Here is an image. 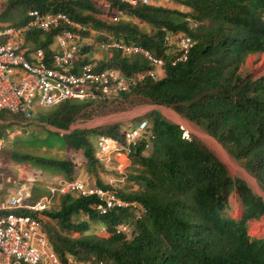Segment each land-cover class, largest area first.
Masks as SVG:
<instances>
[{
	"label": "trees",
	"instance_id": "16d2710c",
	"mask_svg": "<svg viewBox=\"0 0 264 264\" xmlns=\"http://www.w3.org/2000/svg\"><path fill=\"white\" fill-rule=\"evenodd\" d=\"M112 1L128 18H136L149 30L128 19L112 23L110 11L100 3L97 7L94 0H4L0 15L8 16L13 25L24 23L30 8L61 10L75 20H90L93 27L104 29L107 35H102L103 39L139 44L165 61L158 79L145 75L111 98L62 101L39 113V119L68 131L77 118L103 114L107 101L114 104V112L143 104L168 107L214 138L264 192V74L240 69L249 54L264 51V0H169L184 10L156 2L132 7ZM187 16L196 21L195 26L186 21ZM179 30L192 38L193 45L186 60L171 64L173 55L163 45V36ZM53 35V31L30 29L23 37L48 55ZM90 48L82 45L83 60L92 59ZM110 51L106 58L93 59L98 69L111 67L131 76L151 68L141 55ZM6 114L15 117L0 112V119ZM143 119L148 121L147 130L127 153L126 188H117V194L135 200V206L99 214L93 207L98 201L95 195L69 191L55 196L58 203L53 205L54 199L40 212L15 211L39 220L62 264H74L71 259L81 264H95L92 259H102L105 264H264V235L251 237L246 228L249 220L264 215V198L233 175L196 136L183 137L180 125L165 118L159 109L127 122L76 128L61 135L65 145L82 150L87 171L97 184L104 185L99 175L101 164L88 137L105 134L123 142V132ZM9 155L18 161L56 166L68 175L67 180L72 179V164L65 158ZM232 193L242 205L238 218L225 212ZM41 195H30L26 202ZM5 212L0 210V214ZM90 224L103 231L88 232ZM122 225L131 226L130 230H120Z\"/></svg>",
	"mask_w": 264,
	"mask_h": 264
},
{
	"label": "built area",
	"instance_id": "2783aa9c",
	"mask_svg": "<svg viewBox=\"0 0 264 264\" xmlns=\"http://www.w3.org/2000/svg\"><path fill=\"white\" fill-rule=\"evenodd\" d=\"M104 10L110 11V18L118 22L126 15L125 11L113 4L112 0H98ZM128 6H136L149 0H116ZM4 0H0V7ZM86 26L83 22L71 19L59 10H26V20L21 25L0 23V112L29 117L34 105L50 106L68 99L95 100L114 97L126 91L132 84L148 75L158 77L155 69L162 68L164 58L155 56L142 46L121 39H103L98 43L102 50H119L125 54L142 53L149 64L144 75L124 76L115 68L98 69L93 59L83 60L81 51V32ZM30 29L41 32L53 31L50 51L46 55L42 47L27 49L21 36ZM177 48L171 57L175 64L187 58L192 46L191 38L177 33ZM167 45L170 38L165 37ZM146 121L124 131L125 145L117 144L107 135H98L95 154L106 165L111 162V152L130 151L146 128ZM115 142V143H114ZM126 164L117 162L114 169L124 173ZM78 192L80 195H95L98 199L94 207L99 214L111 208L136 205L135 200H126L117 194L110 179L105 186L92 182L85 184L81 179L62 181L50 187V193L32 203L28 191H17L7 201L0 203V264H61L57 253L49 246L39 220L30 213L16 212V209L40 211L46 208L55 195L65 192ZM95 264H105L99 260Z\"/></svg>",
	"mask_w": 264,
	"mask_h": 264
},
{
	"label": "rangeland",
	"instance_id": "374dc122",
	"mask_svg": "<svg viewBox=\"0 0 264 264\" xmlns=\"http://www.w3.org/2000/svg\"><path fill=\"white\" fill-rule=\"evenodd\" d=\"M160 2V0H156ZM94 3L99 7L98 0H94ZM169 7H176L180 10H184L185 7L175 4V3H164ZM0 7V12H1ZM130 20L135 25L143 28L144 30H149V26L143 24L136 18L123 17L122 20ZM8 16L0 15V23H12ZM111 21V20H109ZM86 23L85 31L81 39V45L90 46V57L92 59L99 60L101 58H106L110 56V50H102L98 43L103 40L102 35H107L104 29L95 28L92 26L90 20H83ZM169 55H174L175 51L170 47ZM240 69L242 72H252L253 75L264 74V52L249 54L244 63L241 65ZM158 75H163V70H157ZM108 106L105 108L106 111L101 115L91 116L88 118L80 119V124L77 128H91L106 122H116V121H129L137 116H140L149 108L156 107L162 112V115L170 121L176 122L166 113L167 107L160 105H137L133 108L123 110V111H112L111 102H108ZM49 107H45L38 104L34 99L33 113L32 115L24 119L21 116H10L5 115L4 119H0V124L5 125L4 129L0 126V196L1 200L6 201L13 191H23L29 190L30 195L39 196L47 194L48 187L52 184L58 182L60 179H68V175L60 172L59 168L56 166L50 167L48 165H43L33 162H25L15 160L10 153H19L20 155H32L35 157H53V158H65L71 162V172L69 173L71 178H82L85 181L90 182L95 180V177L86 169V158L83 155L82 150L74 149L65 145L63 137L60 133L47 128L44 125H38V114L41 112H46ZM36 109H41L40 111H35ZM171 110V109H170ZM173 111V110H172ZM148 112V111H147ZM174 112V111H173ZM140 113V114H139ZM146 113V112H145ZM182 119V118H181ZM35 122H31V121ZM186 125L179 123L183 129V137L188 138L189 134H193L199 140H201L205 145H207L229 168L233 175H236L244 179L248 185L252 188L254 192L261 194L264 197V192L258 186L256 180L247 173V171L235 162L224 149L211 137L203 132L200 128L187 120L182 119ZM76 129V128H75ZM64 134V133H62ZM200 134V135H199ZM204 134V135H203ZM208 137V138H207ZM88 139L93 143L95 142V137L89 136ZM210 140V141H209ZM215 144L227 158L222 156L220 151L213 146ZM230 161V162H229ZM101 167H99L100 179L106 183L111 179L114 183L115 188L118 187L126 188V176L120 175L116 170H114L113 165L109 161L106 165L101 161ZM127 164V162H126ZM127 167V166H126ZM46 192V193H45ZM41 195V196H42ZM40 196V197H41ZM57 198L54 200V204H57ZM229 205L225 209V212L234 218H238L242 213V205L240 203L239 197L234 193L229 196ZM51 204V205H52ZM131 226L122 225L120 230L128 232ZM247 233L251 237H261L264 235V215L257 220H249L247 222ZM88 232L100 233L103 228H94L90 224ZM78 233H74L77 235Z\"/></svg>",
	"mask_w": 264,
	"mask_h": 264
},
{
	"label": "clouds",
	"instance_id": "9594fccd",
	"mask_svg": "<svg viewBox=\"0 0 264 264\" xmlns=\"http://www.w3.org/2000/svg\"><path fill=\"white\" fill-rule=\"evenodd\" d=\"M99 2V1H98ZM151 2H156V3H160V4H164V3H169V0H160V2H157L156 0H149V2H147V3H144V4H148V3H151ZM126 5V4H125ZM125 17H128L127 16V14L125 15ZM71 18V17H70ZM71 19H73V18H71ZM123 19V17L121 18V20ZM186 19V21L188 22V23H190L191 25H193V26H195L196 25V21L195 20H193L191 17H186L185 18ZM75 20V19H74ZM110 20H111V18H110ZM77 21H79V20H77ZM111 22L112 23H116V22H113L112 20H111ZM119 22V21H118ZM11 24V23H10ZM86 23H84V25H85ZM86 26V25H85ZM177 33H184V34H186L185 32H183V31H181V30H179V31H176V32H172V31H168L167 33H165L164 34V36H163V45L164 46H166V48L169 50V48L171 47L172 49H173V51H174V49H176L177 48V38H176V34ZM187 35V34H186ZM83 36V35H82ZM166 36H168L169 38H170V43L167 45V43H166V41H165V37ZM190 37V36H189ZM107 38H110V39H113V38H111V37H107ZM107 38H105V39H107ZM191 38V37H190ZM103 39V38H102ZM118 40V39H117ZM122 40V39H121ZM191 41H192V45H193V40H192V38H191ZM128 42V41H127ZM82 43V42H81ZM139 45V44H138ZM141 46V45H140ZM51 48V47H50ZM50 48L48 49L49 51H50ZM81 48H82V45H81ZM144 48V47H143ZM191 48V47H190ZM145 49V48H144ZM150 51V50H149ZM170 51V50H169ZM189 51H190V49H189ZM151 53H153L152 51H150ZM142 54V53H141ZM154 55H155V53H153ZM129 55H132V54H129ZM188 55H189V53H188ZM188 55H187V57H188ZM156 56V55H155ZM159 57H162V56H159ZM187 59V58H186ZM185 59V60H186ZM184 61V60H183ZM147 62V61H146ZM179 62H181V61H179ZM148 64V63H147ZM172 64V63H171ZM149 65V64H148ZM97 66V65H96ZM107 68H110V67H107ZM152 68V67H151ZM103 69V68H102ZM157 70H160V71H162L163 70V67L162 68H157V69H155V71H156V73H157ZM147 71V70H146ZM145 71V72H146ZM145 72H140V73H138V74H141V75H144L145 74ZM121 73V72H120ZM122 74V73H121ZM138 74H136V75H131V76H137ZM157 75H158V73H157ZM125 76V75H124ZM145 76V75H144ZM148 76V75H147ZM162 75H158V77L157 78H155V79H158V78H160ZM128 77V76H127ZM150 77V76H149ZM144 78V77H143ZM151 78V77H150ZM153 79V78H152ZM142 80V79H141ZM140 80V81H141ZM135 84V83H134ZM133 85V84H132ZM129 89V88H128ZM127 89V90H128ZM126 90V91H127ZM125 92V91H124ZM121 93H123V92H121ZM120 93V94H121ZM119 95V94H118ZM118 95H116V96H118ZM115 97V96H114ZM109 98H111V97H109ZM104 99H106V98H104ZM69 100V99H68ZM77 100H79V99H77ZM95 100H99V99H95ZM58 104V103H57ZM54 105H56V104H54ZM50 106H52V105H50ZM45 107H49V106H45ZM32 109H33V107H32ZM32 109H31V111H32ZM8 113V112H7ZM30 116H31V114H30ZM29 116V117H30ZM29 117H26V118H29ZM141 121H146V128L142 131V134H143V132H145L146 130H147V127H148V121L146 120V119H143V120H141ZM140 121V122H141ZM140 122H138L136 125H134L133 127H135V126H137ZM175 123V122H174ZM181 127V126H180ZM132 128V127H131ZM182 128V127H181ZM129 129V128H128ZM127 130V129H126ZM124 133V132H123ZM99 135H105V134H99ZM108 137H110L111 139H113L114 141H116V143L117 144H120V145H125V141H123V142H118L117 140H115L114 138H112L111 136H109V135H107ZM142 136V135H141ZM98 137V135L95 137V142H94V154H95V144H96V138ZM123 137V136H122ZM140 139V138H139ZM123 140H124V138H123ZM115 143V142H114ZM118 153H121V154H125L126 156H127V153L128 152H125V153H123V150H120V151H113V152H111V156H112V159H111V164L113 165V167L115 166V164L118 162V161H114L113 160V154H118ZM95 156H96V154H95ZM97 157V156H96ZM97 159H98V157H97ZM99 160V159H98ZM99 162L101 163V161L99 160ZM126 166H127V164H126ZM125 166V167H126ZM115 170V169H114ZM124 172H125V169H124ZM120 174V173H119ZM125 173H123V174H120V175H124ZM73 179H75V178H72V179H70V180H67V179H65L64 181H71V180H73ZM78 179H81V180H83L84 181V179H82V178H78ZM85 182V181H84ZM93 182H95L96 183V181H93ZM104 182V181H103ZM58 183H59V181L58 182H56V183H54V184H52L51 186H49L48 188H49V193H50V187H52V186H56V185H58ZM85 184H92V182H89V183H87V182H85ZM97 184V183H96ZM104 185H101V186H105V185H107V183L106 182H104L103 183ZM99 185V184H98ZM48 193V194H49ZM257 193V192H256ZM48 194H43L42 196H44V195H48ZM41 196V197H42ZM55 196H57V195H55ZM54 196V197H55ZM11 197V196H10ZM9 197V198H10ZM53 197V199H52V201H51V203L48 205V206H50L51 204H52V202H53V200L55 199ZM8 198V199H9ZM40 198V197H39ZM39 198H37V199H39ZM35 201V200H34ZM47 206V207H48ZM94 207V206H93ZM45 209V208H44ZM96 209V208H95ZM41 211V210H40ZM40 211H36V212H40ZM58 255V254H57ZM59 257V256H58ZM60 259V258H59ZM92 260H95L96 262L97 261H99V260H101V261H103L104 262V260H102V259H92ZM71 261L72 262H74V264H81V262H76V261H73L72 259H71ZM61 262V261H60ZM62 264V263H61ZM83 264V263H82Z\"/></svg>",
	"mask_w": 264,
	"mask_h": 264
},
{
	"label": "crops",
	"instance_id": "0c3cea01",
	"mask_svg": "<svg viewBox=\"0 0 264 264\" xmlns=\"http://www.w3.org/2000/svg\"><path fill=\"white\" fill-rule=\"evenodd\" d=\"M21 41L23 42V44H24V46L27 48V49H29L30 47H33V45H32V43L31 42H29L28 40H26L25 39V37H23V35L21 36ZM53 47V44H52V42H50L49 44H48V49L50 48V47ZM264 52V51H263ZM138 55H141L145 60H146V58L144 57V55L143 54H141V53H137ZM147 61V60H146ZM53 106V105H52ZM154 106H156V105H154ZM164 107V106H163ZM154 108H156V107H153V108H149V110H151V109H154ZM168 108V107H167ZM41 109H36L35 111H40ZM148 109L145 111V112H147V111H149ZM166 110H169V111H166V113L170 116L171 115V118L172 119H174L176 122V124H179V123H181V124H183V125H186V123L182 120V119H184V118H182V117H180L176 112H173L172 111V109L170 110V109H166ZM33 109H32V111H31V115H32V113H33ZM145 112H143V114L145 113ZM44 113V112H43ZM162 113V112H161ZM140 114V113H139ZM142 114V115H143ZM175 116H174V115ZM15 116H21V115H15ZM141 116V115H140ZM23 117V116H22ZM24 119H27L26 117H23ZM182 118V119H181ZM80 119H83V118H77V119H75V120H73L72 121V123L70 124V126H69V130L68 131H70V130H73V129H75V128H77V125H79L80 124ZM38 121V125H44V126H46L47 128H50L51 130H54V131H56V132H58V133H60V132H62V133H66V132H68V131H64V130H61V129H57L56 127H54V126H51V125H49V124H47V123H45L44 121H42V120H40V119H38L37 120ZM186 121V120H185ZM31 122H35L34 120L33 121H31ZM116 122H118V121H116ZM174 122V121H173ZM107 123H111V122H106V123H102V124H100V125H104V124H107ZM98 126V125H97ZM181 126V125H180ZM182 127V126H181ZM62 133H60V134H62ZM211 137V136H210ZM211 139H214V138H212L211 137ZM214 141L215 142H217L215 139H214ZM218 143V142H217ZM219 144V143H218ZM225 151V150H224ZM114 156H113V160L116 162V161H118V162H123V163H125L126 164V162H127V164H128V157L125 155V154H121V153H118V154H113ZM62 181H64L63 179H60L59 180V182H62ZM85 181V180H84ZM93 181H95V180H93ZM93 181H91V182H93ZM85 182H87V183H89L90 181L89 180H87V181H85ZM20 191V190H19ZM23 191H28L29 192V190H23ZM16 193V191H13V193L10 195V196H12V195H14ZM235 194V193H234ZM257 194H259V193H257ZM236 195V194H235ZM259 195H261V194H259ZM262 196V195H261ZM263 197V196H262ZM1 198H2V196H0V203L1 202H5V201H2L1 200ZM264 198V197H263ZM8 200V199H7ZM6 200V201H7ZM262 217V216H261Z\"/></svg>",
	"mask_w": 264,
	"mask_h": 264
},
{
	"label": "bare ground",
	"instance_id": "6f19581e",
	"mask_svg": "<svg viewBox=\"0 0 264 264\" xmlns=\"http://www.w3.org/2000/svg\"><path fill=\"white\" fill-rule=\"evenodd\" d=\"M166 111H169V110H166ZM174 115V114H173ZM175 116V115H174ZM200 135V134H199ZM204 135V134H203ZM208 138V137H207ZM210 141V140H209ZM212 143V142H211ZM213 144V143H212ZM213 146L214 147H216L217 149H218V151H220V153L222 154V156H224L225 158H227V156H225L224 154H223V152L215 145V144H213ZM230 162V161H229Z\"/></svg>",
	"mask_w": 264,
	"mask_h": 264
}]
</instances>
